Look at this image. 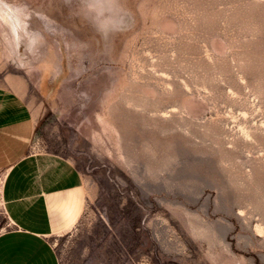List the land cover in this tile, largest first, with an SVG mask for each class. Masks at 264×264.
Masks as SVG:
<instances>
[{"label":"rangeland","instance_id":"1","mask_svg":"<svg viewBox=\"0 0 264 264\" xmlns=\"http://www.w3.org/2000/svg\"><path fill=\"white\" fill-rule=\"evenodd\" d=\"M12 83L68 94L37 133L86 186L61 264H264V0H0Z\"/></svg>","mask_w":264,"mask_h":264},{"label":"crops","instance_id":"2","mask_svg":"<svg viewBox=\"0 0 264 264\" xmlns=\"http://www.w3.org/2000/svg\"><path fill=\"white\" fill-rule=\"evenodd\" d=\"M25 86L0 85V193L10 222L0 233V264H61L51 238L81 215L86 186L74 162L43 146L49 134L58 138L62 129L43 126L44 142L37 133L47 114L57 112L58 100L68 94L57 91L47 100ZM67 126L70 141L83 133L74 123Z\"/></svg>","mask_w":264,"mask_h":264}]
</instances>
